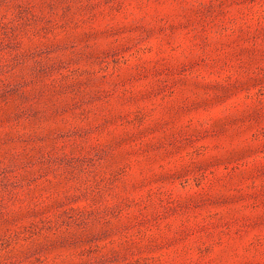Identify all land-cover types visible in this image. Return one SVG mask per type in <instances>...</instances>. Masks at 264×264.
Segmentation results:
<instances>
[{
  "label": "rangeland",
  "instance_id": "1",
  "mask_svg": "<svg viewBox=\"0 0 264 264\" xmlns=\"http://www.w3.org/2000/svg\"><path fill=\"white\" fill-rule=\"evenodd\" d=\"M0 264H264V0H0Z\"/></svg>",
  "mask_w": 264,
  "mask_h": 264
}]
</instances>
